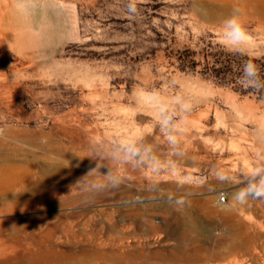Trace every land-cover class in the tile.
I'll return each instance as SVG.
<instances>
[{
    "label": "rangeland",
    "instance_id": "obj_1",
    "mask_svg": "<svg viewBox=\"0 0 264 264\" xmlns=\"http://www.w3.org/2000/svg\"><path fill=\"white\" fill-rule=\"evenodd\" d=\"M62 2L75 41L56 57L22 61L0 36V264H264V200L232 199L264 170V100L206 72L211 53L264 56V0ZM233 8L239 51L220 43ZM152 89L191 98L178 162ZM130 136L155 145L159 172L111 164L117 185L78 184Z\"/></svg>",
    "mask_w": 264,
    "mask_h": 264
},
{
    "label": "clouds",
    "instance_id": "obj_2",
    "mask_svg": "<svg viewBox=\"0 0 264 264\" xmlns=\"http://www.w3.org/2000/svg\"><path fill=\"white\" fill-rule=\"evenodd\" d=\"M130 12L135 11L134 0L128 5ZM220 43L229 50L239 51L248 42L249 36L242 22V13L239 8H233L231 14L221 21ZM240 82L242 86L252 89H264V80L261 79L257 66L251 61L242 65ZM151 110L154 112L153 122L161 137L166 141L168 153L173 157V162H178L183 156L181 136L188 122V116L192 109L191 98L179 93L165 97L159 89L147 92ZM108 164L97 162V168L90 170L79 182L86 181L89 176L98 174V179L106 181L113 186L120 182L117 173L109 165L131 166L133 168L159 172L164 162L155 145L147 142L143 137L130 136L114 140L105 156ZM100 168H107L106 173L101 174ZM104 184L91 182L92 188H102ZM232 199L239 204H244L248 199L264 200V170L257 169L253 172L245 185L237 189Z\"/></svg>",
    "mask_w": 264,
    "mask_h": 264
},
{
    "label": "crops",
    "instance_id": "obj_3",
    "mask_svg": "<svg viewBox=\"0 0 264 264\" xmlns=\"http://www.w3.org/2000/svg\"><path fill=\"white\" fill-rule=\"evenodd\" d=\"M0 36L22 61L52 59L75 41L72 14L62 0H12L1 16Z\"/></svg>",
    "mask_w": 264,
    "mask_h": 264
},
{
    "label": "trees",
    "instance_id": "obj_4",
    "mask_svg": "<svg viewBox=\"0 0 264 264\" xmlns=\"http://www.w3.org/2000/svg\"><path fill=\"white\" fill-rule=\"evenodd\" d=\"M214 58V65L209 66V55L206 56L207 67L206 72L217 79V82L221 85L234 84L237 90H241L243 93L254 92L258 93L260 99L264 100V89H252L246 86H242L240 82L242 65L246 61L254 63L258 70L262 80H264V56L260 58L243 56L240 52L226 53L220 52L218 54H210ZM246 88V89H244Z\"/></svg>",
    "mask_w": 264,
    "mask_h": 264
},
{
    "label": "built area",
    "instance_id": "obj_5",
    "mask_svg": "<svg viewBox=\"0 0 264 264\" xmlns=\"http://www.w3.org/2000/svg\"><path fill=\"white\" fill-rule=\"evenodd\" d=\"M226 196L224 195V194H221V195H219V197H218V202L220 203V204H223V203H225L226 202Z\"/></svg>",
    "mask_w": 264,
    "mask_h": 264
},
{
    "label": "bare ground",
    "instance_id": "obj_6",
    "mask_svg": "<svg viewBox=\"0 0 264 264\" xmlns=\"http://www.w3.org/2000/svg\"><path fill=\"white\" fill-rule=\"evenodd\" d=\"M49 159H50V158H49ZM54 160H55V159H54ZM52 163H54V162H52ZM41 164H42V162H41ZM44 166H45V164H44ZM63 170H64V169H63ZM73 171H74V170H73ZM9 175H10V174H9ZM53 175H54V174H53ZM55 175H56V174H55ZM5 176H6V175H5ZM56 179H57V178H56ZM26 182H27V181H26ZM45 183H46V182H45ZM45 183H44V184H45ZM4 184H5V183H4ZM47 184H49V183H47ZM35 185H36V184H35ZM39 186H40V185H39ZM46 186H47V185H46ZM24 188H26V187H24ZM36 188H37V187H36ZM28 189H29V188H28ZM2 194H3V193H2ZM9 194H11V193H9ZM9 194H8V195H9ZM23 194H24V193H23ZM11 196H12V195H11ZM177 230H178V229H177ZM176 233H177V232H176ZM179 239H180V238H179Z\"/></svg>",
    "mask_w": 264,
    "mask_h": 264
}]
</instances>
